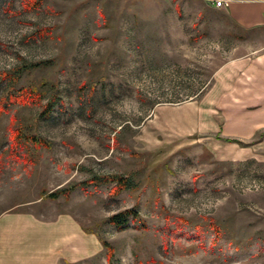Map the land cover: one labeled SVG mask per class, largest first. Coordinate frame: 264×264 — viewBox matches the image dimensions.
Masks as SVG:
<instances>
[{
	"label": "rangeland",
	"instance_id": "rangeland-1",
	"mask_svg": "<svg viewBox=\"0 0 264 264\" xmlns=\"http://www.w3.org/2000/svg\"><path fill=\"white\" fill-rule=\"evenodd\" d=\"M37 1L0 0V73L21 72L17 88L45 91L42 105L52 89L59 100L49 118L21 104L0 117V213L74 216L98 245L79 264H264V131L225 135L233 123L206 95L222 63L264 54V33H241L202 0ZM13 124L47 145L15 156ZM93 175L137 185L47 197ZM130 208L140 221L107 223Z\"/></svg>",
	"mask_w": 264,
	"mask_h": 264
},
{
	"label": "crops",
	"instance_id": "crops-1",
	"mask_svg": "<svg viewBox=\"0 0 264 264\" xmlns=\"http://www.w3.org/2000/svg\"><path fill=\"white\" fill-rule=\"evenodd\" d=\"M202 1L241 33H264V0ZM216 1L227 6L215 8ZM252 53L222 63L206 94L215 99V109L222 111L226 124L232 121V130L225 126L223 133L233 138H252L264 131V54L251 59ZM196 97L197 93L189 98ZM97 247L95 236L70 214L44 220L27 212L0 213V264H79L95 256Z\"/></svg>",
	"mask_w": 264,
	"mask_h": 264
},
{
	"label": "trees",
	"instance_id": "trees-1",
	"mask_svg": "<svg viewBox=\"0 0 264 264\" xmlns=\"http://www.w3.org/2000/svg\"><path fill=\"white\" fill-rule=\"evenodd\" d=\"M25 6L27 9L34 10L40 6V3L37 0H29L26 2ZM36 34H39L41 37L46 38L49 35L48 29H39L37 30ZM19 71L14 72H3L0 73V80H6V85L3 89H0V117L4 114L9 112V108L14 104H21L23 106H32L38 105L41 108L39 112V117L41 118H49L51 115V111L56 102H58L59 98L57 95V91L55 89L51 90V96L49 97L48 101L42 105L41 102L45 99V91H41L38 89L33 88H17L20 79ZM10 140L13 145V153L14 155H18V151L22 148L25 144H31L33 146H46L47 143L45 139L34 136V135H25L20 131V129H16L14 124L10 128ZM227 141L232 143L241 144L239 140L234 139H227ZM25 149V148H24ZM112 185L111 188L108 190V196L111 198L117 197L120 193L128 190H133L136 188V183L130 177H123L117 175L111 176H97L93 175L90 179L71 184L67 187H62L56 189L55 191L49 193L47 197L52 200L56 201L60 197L64 200H68L72 191L76 189L85 190L87 187H99L102 185ZM140 221L139 213L137 212L136 208L125 209L120 212L114 213L107 218V223L110 226H113L117 229H121L128 225V223H135ZM209 228L215 235V240L213 243H216L219 239V228L214 223H209ZM200 230V229H199ZM87 231V230H85ZM88 232V231H87ZM90 233V232H88ZM99 242L105 248L107 252V257L112 258L114 255V250L110 247L108 242H106L100 235H97ZM110 264V263H109ZM136 264H143L137 262ZM156 264H163L162 262H156Z\"/></svg>",
	"mask_w": 264,
	"mask_h": 264
},
{
	"label": "built area",
	"instance_id": "built-area-1",
	"mask_svg": "<svg viewBox=\"0 0 264 264\" xmlns=\"http://www.w3.org/2000/svg\"><path fill=\"white\" fill-rule=\"evenodd\" d=\"M214 6H215V8H221V7L227 6V4L226 3H223L221 1H216L214 3Z\"/></svg>",
	"mask_w": 264,
	"mask_h": 264
}]
</instances>
